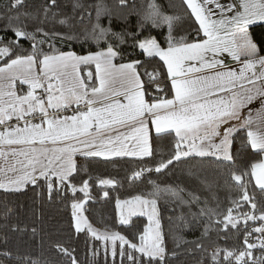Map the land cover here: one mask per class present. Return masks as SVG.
<instances>
[{
    "label": "snow or ice",
    "instance_id": "snow-or-ice-1",
    "mask_svg": "<svg viewBox=\"0 0 264 264\" xmlns=\"http://www.w3.org/2000/svg\"><path fill=\"white\" fill-rule=\"evenodd\" d=\"M118 3L132 11L118 15L104 0L87 6L72 0L71 14L61 15L59 0H44L35 12H22L25 0H10L15 15L0 17V189L43 184L49 199L56 192L70 200L75 232L94 242L90 264H100L98 258L103 264H171L184 245L201 253L196 264H264V0H181L179 7L170 5L171 14L157 0L140 10L129 0ZM133 14L136 31L113 29L114 18L127 25ZM165 28L166 35L158 33L162 40L151 34ZM57 40L78 42L81 51L60 50ZM129 40L145 59L125 57L121 46ZM225 54L242 66L227 67L220 58ZM172 133L171 151L155 160L153 135ZM194 156L214 157L225 173L221 185L189 172L213 203L146 176ZM113 157L139 159L144 166L129 179L152 185L150 192L116 198L118 223L134 229L129 234L96 228L85 215L96 199L92 185L107 198L106 189L119 183L93 176L87 163ZM145 158H153L154 167ZM221 187L228 193L223 207L216 195ZM162 199L188 206V216L178 217L179 233L164 231ZM134 217L147 223L137 228ZM197 228L195 240L184 238V230ZM56 247L70 264H80L74 249Z\"/></svg>",
    "mask_w": 264,
    "mask_h": 264
},
{
    "label": "trees",
    "instance_id": "trees-1",
    "mask_svg": "<svg viewBox=\"0 0 264 264\" xmlns=\"http://www.w3.org/2000/svg\"><path fill=\"white\" fill-rule=\"evenodd\" d=\"M87 6L94 0H82ZM108 7L118 15H127L132 9L121 8L118 0H104ZM149 0H129L136 10H140ZM44 0H25V8L20 11L35 12L41 7ZM61 5L59 11L61 15L71 14L72 0H59ZM166 14H171L172 8L170 5L179 7L181 0H157ZM10 0H0V17L7 18L14 16L15 12L8 11ZM21 19H24L21 17ZM139 17L135 14L128 16L127 25L122 20L113 19L112 27L115 31H121L125 27L129 31L137 30V21ZM5 22L0 19V26ZM28 23L27 20H25ZM107 26V18L103 21ZM15 23V21H14ZM79 26V25H78ZM53 27V25H49ZM56 30L64 31V27L60 25L54 26ZM188 31H191V25H185ZM257 32L261 29L257 28ZM163 32L166 35L165 29H152L151 34L157 36L158 39H163L158 33ZM145 31L143 35H148ZM131 40L121 46V51L127 59H145L140 55L139 49L132 48ZM23 48L29 49V44L21 40ZM95 50V45H87ZM103 46V45H102ZM55 47L60 50H68L71 47L73 50L80 52L81 46L77 43L61 42L57 40ZM47 50V47L45 48ZM168 83L167 80L164 81ZM167 91V89H166ZM170 95V94H169ZM174 133L172 135H164L159 139L153 135L152 147L155 153V160L161 159V154L165 156L171 151L174 142ZM149 161L148 166L154 167L151 163L153 158H145ZM79 163H84L82 158L78 157ZM144 165L137 158L118 157L112 158L111 161H104L102 158L91 160L87 163L88 171L93 176L102 178H114L119 183L115 189L108 188L109 197L104 198L102 191L98 185H92L91 196L95 200H89L86 205L88 211L85 215L88 216L91 223L99 228L108 226L123 234H129L134 229L128 226H120L118 223V213L115 208L116 198L125 199L138 193H147L152 191V185L145 181H133L129 177L133 170ZM169 170H164L161 173H147L148 179L155 181L162 188L179 186L185 189L186 192H194L200 195L202 199L205 197L211 200L212 193L206 191L204 186L190 176L189 172H195L202 178H205L209 183L220 181L223 184L222 166L218 164L214 157H189L181 162H176L175 166H170ZM79 178H87L84 173H80ZM78 183V180L75 181ZM91 184V182H90ZM80 195L79 193L77 194ZM216 195L221 201V206L227 203L228 193L221 187L216 190ZM175 209V211H173ZM191 211H197V205L191 206ZM188 206H176L166 200H161L159 204V214L162 221L164 231L166 233H179L178 227L180 221L178 217L183 214L188 216ZM171 218V223L169 221ZM137 228H142L147 223L146 217H134ZM35 229V232H33ZM201 229H188L183 231V236L189 241L195 240L200 235ZM213 239H216L213 234ZM168 248L171 250L174 247L171 235L166 236ZM94 242L89 235L85 233H76L73 227V218L71 216L70 200L61 199L56 192H53L51 199L48 198L47 190L43 184L40 187L28 185L21 191H4L0 189V264H70L68 258L58 251L56 245H62L69 249H74L75 256L80 264H90V247ZM99 246V242H95ZM219 243L224 246V241ZM229 245L233 240H229ZM179 253L177 258L171 260V264H196V260L200 258L201 253L194 252L190 245H184L177 249ZM7 253V255H6ZM256 252L254 255H258ZM100 264H103L102 258H98Z\"/></svg>",
    "mask_w": 264,
    "mask_h": 264
},
{
    "label": "crops",
    "instance_id": "crops-1",
    "mask_svg": "<svg viewBox=\"0 0 264 264\" xmlns=\"http://www.w3.org/2000/svg\"><path fill=\"white\" fill-rule=\"evenodd\" d=\"M221 59H223L225 61V65L229 68L232 69H238L240 66V63L238 61L233 60L230 56H228L227 54H225L223 57H220ZM255 106L258 107L259 103L255 102ZM113 158H118V157H113ZM133 158V157H130ZM0 179H3V176L0 175Z\"/></svg>",
    "mask_w": 264,
    "mask_h": 264
},
{
    "label": "rangeland",
    "instance_id": "rangeland-1",
    "mask_svg": "<svg viewBox=\"0 0 264 264\" xmlns=\"http://www.w3.org/2000/svg\"><path fill=\"white\" fill-rule=\"evenodd\" d=\"M94 226V225H93ZM94 227H96V226H94ZM96 228H99V227H96ZM99 229H102V228H99Z\"/></svg>",
    "mask_w": 264,
    "mask_h": 264
}]
</instances>
